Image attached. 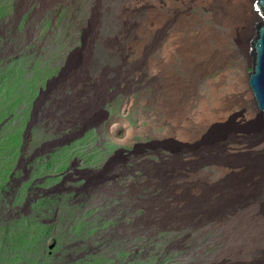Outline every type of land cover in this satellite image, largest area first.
<instances>
[{
  "label": "rangeland",
  "instance_id": "obj_1",
  "mask_svg": "<svg viewBox=\"0 0 264 264\" xmlns=\"http://www.w3.org/2000/svg\"><path fill=\"white\" fill-rule=\"evenodd\" d=\"M179 2L0 0V264L264 260V214L214 212L219 182L247 174L253 151L264 162V121L249 76L244 102L216 108L212 93L252 72L261 20L229 39L215 85L219 71L192 72L171 46L214 49L226 30Z\"/></svg>",
  "mask_w": 264,
  "mask_h": 264
},
{
  "label": "bare ground",
  "instance_id": "obj_2",
  "mask_svg": "<svg viewBox=\"0 0 264 264\" xmlns=\"http://www.w3.org/2000/svg\"><path fill=\"white\" fill-rule=\"evenodd\" d=\"M179 1H180L179 4L180 3L184 4L188 8L202 9L205 11H209V16L214 20V22L226 30L225 32L226 40L224 39V41H219V39L217 40L216 37H214L215 40L214 43L216 44V48L214 49H211L210 46L207 49H204L203 47L201 50L191 45L185 47L184 40L182 39H177V41L172 42V46H171V49L173 50L175 49L177 50V52L179 51L183 64L184 65L186 64L185 68L187 69L190 68L192 72L194 70L193 68L195 67V60L201 61L200 68H201V74L203 75H208L219 71L217 74V79H216L217 81L215 85L217 84L221 85V83H223L226 77L230 74V70L226 65V63L228 62L227 51L229 50V48L227 46V43L229 39L231 38L234 41H238V40L244 41L247 36V33H249L250 31H255L256 22L262 20L263 18L258 15L259 12H256V8L253 5V0H179ZM140 2L146 3V0H140ZM162 2L163 0H154V3L157 6H160ZM177 7L175 5L174 6L172 5L170 14L168 16H164V20L163 19L162 20L165 22H171L172 20L171 17L173 16L171 14L173 12L174 14L177 13V9H176ZM165 22L163 23L165 24ZM157 23L159 22L157 21ZM190 27H191V23L187 22L186 29L188 31ZM193 34L195 35V38L198 39L199 33L194 32ZM187 38L191 40V36L188 34H187ZM241 48L244 51V47L241 46ZM202 52H204V56L200 55ZM167 53L169 55V62H175V56L174 55L170 56L171 52L169 50L167 51ZM192 55L195 56L198 55L200 59H198L197 56L195 59L192 60L191 59ZM255 74H256V68L254 65L252 72L249 75H246L243 81L236 80V83L232 85L235 86L239 84L240 87L233 89V87L231 86L232 88L230 89L229 92L230 95L222 96L219 101H217L216 98L217 93L215 91V88H212L215 107L222 108L228 106L227 103H232V101H228L230 100V96L233 99L239 98L244 102V94H241L240 91L244 93V91L247 90V78L249 76V86L254 95L256 105L259 109L258 111H260L262 116V119L261 116L259 118L258 115L257 118H255L256 116L254 118L257 122L263 124L264 86L260 79H255ZM210 85L211 83L209 84V86ZM189 87L190 88L188 89V97L193 101L194 100L193 96L195 93L192 92L193 88L191 87L190 84ZM251 98L252 95L250 96V94L248 93L247 99H251ZM200 101H201L200 106L202 110L204 112L206 110V112L210 113V110L207 105V101H203V100ZM185 105L187 109L191 107L190 106L191 103H189L188 100ZM251 144L252 146L255 145L254 143ZM252 155H256V156H252L254 158V161L256 162H253V166H251V169L248 171L247 174H242L238 177L235 176L233 179L232 178L229 179L230 181L228 183L226 181L224 182L223 181L224 179L219 182V185L216 188V193L218 194L217 197L218 201L216 205V210L214 211L219 217L223 216L225 213L229 211H235V210L238 211L239 209L245 207L247 204H252L254 206L253 212L255 213L260 212L264 214V170L261 171L264 162H262L260 158V156H262L261 151H253ZM246 181L250 183V185L248 184L249 185L248 187L246 185ZM246 187L247 190H245ZM207 189L208 188L205 186L203 191L204 197H207L208 195ZM225 197L228 198V201H226ZM235 264H242V263L237 262ZM247 264H264V260L262 261V257H259L255 262L252 263L249 262Z\"/></svg>",
  "mask_w": 264,
  "mask_h": 264
},
{
  "label": "water",
  "instance_id": "obj_3",
  "mask_svg": "<svg viewBox=\"0 0 264 264\" xmlns=\"http://www.w3.org/2000/svg\"><path fill=\"white\" fill-rule=\"evenodd\" d=\"M253 5L263 18L258 24L253 42V63L256 68L255 79H260L264 86V0H254Z\"/></svg>",
  "mask_w": 264,
  "mask_h": 264
}]
</instances>
